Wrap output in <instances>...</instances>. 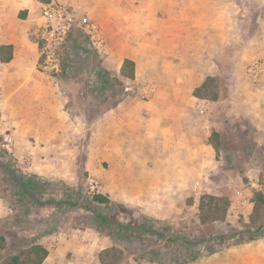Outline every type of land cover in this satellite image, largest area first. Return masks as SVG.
Wrapping results in <instances>:
<instances>
[{
    "label": "rangeland",
    "instance_id": "obj_1",
    "mask_svg": "<svg viewBox=\"0 0 264 264\" xmlns=\"http://www.w3.org/2000/svg\"><path fill=\"white\" fill-rule=\"evenodd\" d=\"M50 1L62 3L74 15L72 38L67 50H61V61L68 57L72 67L52 76L56 90L62 92V104L53 108L48 103L45 120L31 123L37 129L32 133L28 118L16 116L19 112L9 98L5 74L0 77V164L42 173L38 175L54 183L45 196H59L66 185L78 184L85 195L103 193L112 200L104 209L107 215L125 222L149 216L171 225L167 233L175 229L178 234L206 235L249 223L254 193L264 192V127L248 118L253 112L252 98L264 96V90L252 84L264 83L258 78L264 70V0ZM42 13L40 7L36 26L43 20ZM83 16L97 25L93 40L81 22ZM31 32L28 42L35 41ZM75 39L80 46L73 43ZM132 50L141 57L135 82H131L135 75L126 78L121 73L122 85L110 78L105 84L96 79L99 65L106 69V64H115ZM3 67L0 63V75L5 73ZM37 68L44 71L40 58ZM208 76L213 78L203 89L207 98L192 95ZM237 87L244 98L239 103L232 102ZM168 92L179 96L168 99ZM213 93L217 101L210 98ZM188 97L190 115L183 116L180 105H188ZM124 99L127 102L120 111L129 114V120L121 124L119 111L109 110ZM147 112L151 116L145 118ZM184 127L192 144L181 149L167 146L169 133L175 136ZM213 129L218 133L217 150L209 140ZM143 133L149 140L146 148L141 146ZM156 134L158 138L153 137ZM155 139L160 143L154 144ZM8 181L0 167V189ZM2 193L0 264L16 253L25 257L30 239L39 242V233L48 225L45 217L54 211L48 205H31L24 197L21 207H29L30 213L19 216L31 223L5 220L14 206ZM203 193L228 198L223 222L199 224L197 200ZM119 201L122 206L116 204ZM78 211L68 207L57 216V224L49 220L56 228L51 234L68 237L75 229L98 231L89 226L91 220L84 223ZM261 220L263 212L257 221ZM98 232L112 240L106 248L116 246L109 255L106 248L101 250L103 259L98 257V264H161L147 258L153 248L167 251L151 235L138 242L126 237L113 240L106 232ZM205 247L210 249V244Z\"/></svg>",
    "mask_w": 264,
    "mask_h": 264
},
{
    "label": "trees",
    "instance_id": "obj_2",
    "mask_svg": "<svg viewBox=\"0 0 264 264\" xmlns=\"http://www.w3.org/2000/svg\"><path fill=\"white\" fill-rule=\"evenodd\" d=\"M42 2H49L50 0H40ZM72 38V33L69 32L66 41L62 47L67 50L69 40ZM76 46H80L78 39L73 40ZM82 45V43H81ZM13 56L12 44H0V61L7 62L11 60ZM72 67V61L68 57L61 61V71H68ZM120 73L123 77L133 78L135 75V62L130 58H124L120 67ZM110 78L113 83L122 85V81L115 75L112 77L111 73L99 65V69L96 74V79L105 84L106 80ZM213 77L208 76L199 86L195 87L192 94L199 98H207L203 89L207 87V83L212 80ZM108 82V81H107ZM211 83V82H210ZM213 101L218 100L217 93L211 94L210 97ZM217 131L212 130L210 136V143L217 150V145L214 142L217 139ZM0 167L3 168V172L9 179V185H4L0 189L4 196L10 197L11 203L14 206V212L6 217L5 220L17 221L19 223H31L30 219L23 216L20 217L19 213L23 212L24 215L30 213V208H22L21 200L27 197L26 201L31 205L38 206H51L52 211L48 217H45L48 225H45V229L39 233L40 236L51 234L56 231L52 223L49 220H53L55 224L58 222V215L65 208L71 207L79 210L84 216V223L91 220L90 227H94L96 230L106 232L111 236L113 240L123 239H136L138 242L147 239L148 235L154 238L157 242L160 240L163 242L161 245L165 249L153 248L152 256L147 258L148 261L158 262L161 264H189L190 262L200 258L204 255L215 253L224 248H228L233 245L249 242L254 239H258L264 236V220L257 221L260 217V213H264V192L256 191L254 193L253 209L250 214L249 223L245 224L243 228L228 227V231L209 233L206 235H190L189 233L178 234L175 229L171 233L165 232L171 228V225L160 222L158 219H154L149 216H141L139 219H134L129 222L122 221L116 217H111L104 212V209L109 203L112 202L111 198L103 193L95 192L92 195L83 194L81 184L76 186L66 185L65 191L59 196H45L51 186V181L47 178L41 177L38 174L24 172L22 169L11 165V163H1ZM1 196V195H0ZM15 196V199H11ZM117 205H123V203L116 202ZM229 206L228 198L224 196L214 195L210 193H203L198 197L197 209L199 212V224L207 225L213 222H223L226 217L227 209ZM22 209V211H21ZM49 218V219H48ZM3 219H0V222ZM44 221V222H45ZM229 226V225H226ZM217 246L214 247V240ZM134 242V241H133ZM4 238H0V248L3 247ZM210 244V249L205 247ZM205 245V246H204ZM116 246L113 245L106 248V255L110 251H114ZM25 257L22 254L16 253L9 257V259L3 264H42L43 260L48 255V250L35 239H30V245L25 251ZM151 255V253H150ZM99 258L102 260L101 253ZM27 260V261H26Z\"/></svg>",
    "mask_w": 264,
    "mask_h": 264
},
{
    "label": "crops",
    "instance_id": "obj_3",
    "mask_svg": "<svg viewBox=\"0 0 264 264\" xmlns=\"http://www.w3.org/2000/svg\"><path fill=\"white\" fill-rule=\"evenodd\" d=\"M44 3L47 2H42L40 0H0V44L13 45V56L11 60L7 62L0 61L5 71L0 77H4L5 74L8 82L7 89L9 98L17 109L16 111L19 112L16 116L20 115L25 116L26 119L28 118L26 121L29 124L28 130L32 133L37 131V129L32 127L31 123L35 122L37 119L41 120V118L42 121L45 120L48 103L54 108L58 102L62 104L63 100L62 92L56 90L53 84V77L37 68L38 59L40 57L39 45L36 41L28 42L29 40L27 37L28 31H32L36 26L39 19V8ZM142 13L143 12H140V15ZM169 19L172 20L173 18L167 17V20ZM120 30L122 31L123 29L121 28ZM119 53L122 52L119 51ZM124 58H130L135 62V79L131 80V82H135L139 71L138 60L141 59V57L135 55L133 50L131 52H125L115 64L111 66L106 64V69L113 71L119 78L118 74L120 73V67ZM258 78L259 81L264 79V70ZM203 81L204 79L198 84H201ZM252 84L254 88H260V91L264 90V83L252 82ZM239 88L240 87H237L235 89L237 93L236 97L235 94H232V102L236 101L239 103L243 101L244 98L239 95L240 93L238 94ZM166 95L168 99L171 100H175L177 96H179L178 93L171 92H168ZM195 99L198 98L195 97ZM247 99L248 103H250L251 100L249 96ZM252 99L254 105L251 115H248L249 117L246 113H241V115L248 117L256 126L263 128L264 96L260 97L258 94H255ZM126 102V99L120 100L115 107L109 110V112L115 113L119 111L118 115L121 124L122 122L126 124L129 115L120 111L121 107L125 105ZM175 105H178V103ZM180 106L181 111L183 110V116L185 113L189 114V97L188 105L183 106L182 104ZM19 109L20 111H18ZM143 115L145 118L151 116L148 112ZM174 115L176 116L178 114L174 113ZM186 128L187 127H184L179 131L176 130L175 136L170 132V136H167L165 142L167 146H171L172 148L177 147L179 149L184 146H190L192 144L191 136L188 133L189 130ZM165 134L161 136L166 137ZM141 136L143 140V145L141 146L142 148H146L149 142V140L145 138L147 134L143 133ZM153 137L158 138L159 134ZM14 138L16 139V137ZM152 142L158 144L160 140L155 139V141ZM170 152H172L171 155H174L173 151ZM144 157L149 158L146 154ZM151 158L154 157L151 156ZM36 173L42 174L39 172ZM43 174L46 173L43 172ZM55 176L62 177L60 174ZM39 243L48 250V255L43 260L42 264H98L100 251L110 246L112 240L106 235H101L98 231L85 228L73 230L68 237L57 234L43 235L39 239ZM189 264H264V238L254 239L249 242L230 246L212 254L204 255Z\"/></svg>",
    "mask_w": 264,
    "mask_h": 264
},
{
    "label": "built area",
    "instance_id": "obj_4",
    "mask_svg": "<svg viewBox=\"0 0 264 264\" xmlns=\"http://www.w3.org/2000/svg\"><path fill=\"white\" fill-rule=\"evenodd\" d=\"M42 22L33 28L31 34L39 45L40 63L43 70L51 76L61 71V50L70 32L74 15L65 5L49 1L41 5ZM86 32L93 40L97 36V25L87 16L81 18ZM260 68V64L254 65ZM5 145V144H3Z\"/></svg>",
    "mask_w": 264,
    "mask_h": 264
}]
</instances>
